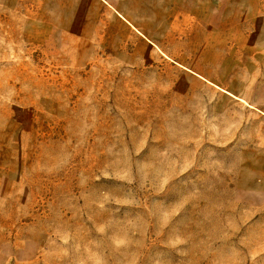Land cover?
<instances>
[{
    "label": "rangeland",
    "instance_id": "rangeland-1",
    "mask_svg": "<svg viewBox=\"0 0 264 264\" xmlns=\"http://www.w3.org/2000/svg\"><path fill=\"white\" fill-rule=\"evenodd\" d=\"M0 264H264V0H0Z\"/></svg>",
    "mask_w": 264,
    "mask_h": 264
}]
</instances>
